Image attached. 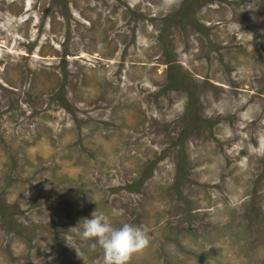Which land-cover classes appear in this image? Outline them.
<instances>
[{
  "label": "rangeland",
  "instance_id": "374dc122",
  "mask_svg": "<svg viewBox=\"0 0 264 264\" xmlns=\"http://www.w3.org/2000/svg\"><path fill=\"white\" fill-rule=\"evenodd\" d=\"M95 209L127 264H264V0H0V264H105Z\"/></svg>",
  "mask_w": 264,
  "mask_h": 264
},
{
  "label": "clouds",
  "instance_id": "9594fccd",
  "mask_svg": "<svg viewBox=\"0 0 264 264\" xmlns=\"http://www.w3.org/2000/svg\"><path fill=\"white\" fill-rule=\"evenodd\" d=\"M71 231H75L80 240L91 241L90 247L98 246L103 252L105 264H127L130 256L143 250L149 242L142 227L130 223L114 227L108 217L102 212L98 213L97 209L90 217L80 219L67 232ZM69 239L74 245L75 239Z\"/></svg>",
  "mask_w": 264,
  "mask_h": 264
},
{
  "label": "trees",
  "instance_id": "16d2710c",
  "mask_svg": "<svg viewBox=\"0 0 264 264\" xmlns=\"http://www.w3.org/2000/svg\"><path fill=\"white\" fill-rule=\"evenodd\" d=\"M186 1H190V0H185V3H186ZM167 61L170 64L169 65V70H170L169 71L170 72L169 78L170 79H169V84H168V87L167 88L168 89H171V88H179L181 86L180 84L182 82V81H180L179 73H180L181 76L183 75L180 71H177L178 68L180 69V65L175 63V60L173 59V57H169L167 59ZM185 79H186V77H185Z\"/></svg>",
  "mask_w": 264,
  "mask_h": 264
}]
</instances>
